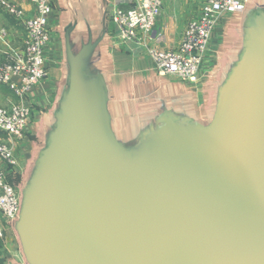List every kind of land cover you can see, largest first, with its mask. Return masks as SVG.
<instances>
[{
    "label": "water",
    "instance_id": "95a60500",
    "mask_svg": "<svg viewBox=\"0 0 264 264\" xmlns=\"http://www.w3.org/2000/svg\"><path fill=\"white\" fill-rule=\"evenodd\" d=\"M82 1L60 0L65 75L12 177L20 207L4 219L24 263L8 264H264V0L226 19L204 118L157 69L118 104L114 2L89 20Z\"/></svg>",
    "mask_w": 264,
    "mask_h": 264
},
{
    "label": "built area",
    "instance_id": "2783aa9c",
    "mask_svg": "<svg viewBox=\"0 0 264 264\" xmlns=\"http://www.w3.org/2000/svg\"><path fill=\"white\" fill-rule=\"evenodd\" d=\"M31 1L34 12L28 15L15 3L0 0L10 15L23 22L26 30L23 48L7 53V59L0 63V83L8 85L20 98L11 108L0 105V131L8 137V140L0 139V214L5 219L14 218L20 207L19 191L9 175L21 168L13 143L24 136L30 119L31 107L26 98L49 74L46 49L52 37L50 23L55 0ZM245 2L204 0L199 14L188 22L174 49L153 45L164 0H117L109 12L122 46L146 53L161 75L175 76L197 86L202 80V65L216 28L226 15L242 11ZM0 34L5 35V31Z\"/></svg>",
    "mask_w": 264,
    "mask_h": 264
},
{
    "label": "crops",
    "instance_id": "0c3cea01",
    "mask_svg": "<svg viewBox=\"0 0 264 264\" xmlns=\"http://www.w3.org/2000/svg\"><path fill=\"white\" fill-rule=\"evenodd\" d=\"M8 1L18 5V7L22 8L28 15H32L34 12V4L31 0ZM94 1L95 0L82 1L83 9L86 13L85 16L89 20L93 15ZM112 1L115 4L117 0ZM203 1L204 0H164L162 13L156 26L157 35L154 39L153 45L162 49L176 48L182 39L188 22L199 14ZM113 6L109 7V10H111ZM54 11L55 12L50 23L52 37L46 49V66L48 70L50 68L49 56L57 41L60 44L61 57L55 67L56 77L52 79V81H49L51 84H48V74L45 79L35 85L29 93V96L26 98V102L31 107V115L24 131V136L20 140L13 143L21 168L10 172L9 179L12 183L13 175L17 172L25 171L28 161L33 157V155H35V150H37V144L35 145V141L37 140V136L39 137V132L41 133L43 131L44 125L51 119L52 111L59 97L64 80L65 71L63 66V42L61 34L58 31L63 12L60 0H55ZM229 17L230 15H226L222 18L212 36L211 44L202 65V80L197 86L191 85L178 77L164 75V78L166 79L164 88L168 90V87H170L172 90L171 95L173 97H177L176 99L184 98L189 89L195 91L197 104L200 107L201 118H204V109L207 108V104L211 102L209 95L203 91V86L205 85L204 82L206 80V76L215 67V51L217 50V45L216 49L213 50L214 44L219 42V37L222 35L224 30V23ZM3 30L5 31V35L0 34V63L7 59V53L12 52V50H19L23 48L26 37V30L23 22L10 15L0 2V32ZM109 32L112 37L113 45L120 46V48H116L114 46L109 48L111 60L110 67L112 69L110 88L112 95L118 99L117 103L120 104L121 102H119V99H129L132 96L139 95L145 80L146 82L149 81L157 68L146 53L139 51L137 52L138 55H134L132 52L135 53V49L122 46L119 41L117 29L112 20L110 22ZM52 67L53 66H51V68ZM145 86L146 85H144V87ZM19 102L20 98L14 90L6 84L0 83V105L11 108L12 105ZM0 139L8 140V137L5 133L0 131ZM0 217L1 220L6 223L1 214Z\"/></svg>",
    "mask_w": 264,
    "mask_h": 264
},
{
    "label": "rangeland",
    "instance_id": "374dc122",
    "mask_svg": "<svg viewBox=\"0 0 264 264\" xmlns=\"http://www.w3.org/2000/svg\"><path fill=\"white\" fill-rule=\"evenodd\" d=\"M219 42L214 44V49H216V45L218 48V45L221 41V36L219 37ZM140 50L135 49L132 54L138 55L137 52ZM141 54V53H140ZM61 57V50H60V44L57 41L55 44L54 48H52L51 54L49 56V77H48V84L50 85L51 83L49 81H52L56 77V72H55V67L60 60ZM53 92V90H52ZM17 188V187H16ZM0 264H8L9 260H16L17 262L24 263L23 261V255L20 250V246L17 240V237L15 236L13 230L6 224L4 221L1 220L0 217Z\"/></svg>",
    "mask_w": 264,
    "mask_h": 264
}]
</instances>
